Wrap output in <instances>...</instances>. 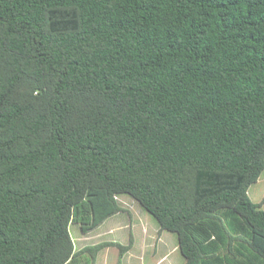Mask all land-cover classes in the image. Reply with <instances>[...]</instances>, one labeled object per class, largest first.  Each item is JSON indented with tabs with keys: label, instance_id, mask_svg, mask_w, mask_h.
<instances>
[{
	"label": "trees",
	"instance_id": "trees-1",
	"mask_svg": "<svg viewBox=\"0 0 264 264\" xmlns=\"http://www.w3.org/2000/svg\"><path fill=\"white\" fill-rule=\"evenodd\" d=\"M263 171L264 0H0V264H66L124 195L184 264H264Z\"/></svg>",
	"mask_w": 264,
	"mask_h": 264
},
{
	"label": "rangeland",
	"instance_id": "rangeland-1",
	"mask_svg": "<svg viewBox=\"0 0 264 264\" xmlns=\"http://www.w3.org/2000/svg\"><path fill=\"white\" fill-rule=\"evenodd\" d=\"M248 197L252 203L260 204L262 203V209L264 210V171L260 175V178L258 181L250 186L248 189ZM118 204L122 208V211L115 215V218L111 219V222H106L104 227H101L99 229L91 231L88 234H83L77 225L71 224L70 225V235L73 240L74 246L79 251L84 246H90L92 244H101V243H111L112 241H118L122 243L124 246L131 245L133 243V239L130 238L131 236L136 235V239L138 238V241L135 240V243H137L139 248V245L141 244L142 247L146 245L145 249V259L153 260L154 252L155 254H158V243L159 238L158 236L161 235V232L159 231V227L156 224V222L153 220V218L148 215L146 212H144L141 207L132 200L130 197L124 195L120 196L118 198ZM119 224L121 226L120 229L117 231H113L112 234L104 235L107 231L108 225H115ZM126 224V226H125ZM134 234V235H133ZM166 236L165 240H163L166 244L169 245L166 246V251L168 252L170 257V262H167L166 264H184V259L180 255L179 251H173V244H177L176 236L172 233L165 232ZM99 235V236H97ZM139 236V237H137ZM118 244V243H117ZM106 248V247H105ZM117 248V247H115ZM112 248L110 249V264H114L115 257H116V251L118 250ZM104 250V249H103ZM138 250V249H136ZM160 250V249H159ZM119 253V251H118ZM143 253V251H142ZM142 256V255H140ZM91 255H87L83 257V261H90ZM107 259V258H106ZM90 263V262H89Z\"/></svg>",
	"mask_w": 264,
	"mask_h": 264
},
{
	"label": "crops",
	"instance_id": "crops-1",
	"mask_svg": "<svg viewBox=\"0 0 264 264\" xmlns=\"http://www.w3.org/2000/svg\"><path fill=\"white\" fill-rule=\"evenodd\" d=\"M115 217L116 216H113V217L107 219L97 229L104 227L106 222L107 223L111 222V219L115 218ZM125 226H126V224H125ZM120 228H121V226L119 224L108 225L107 231H106V233H104V235L110 236V234H112L113 231L115 232ZM94 232H96V229ZM160 232H161V235L158 236V238L160 240L158 243L159 253L158 254H155V252L153 253L155 259H153L152 261L148 260L149 256H148V259H145L144 254H145V249L147 246L144 245L142 247V245L140 244L139 248L136 247L138 245H137V243H135V240L138 241V238L136 239V235L133 234L134 236L130 237L133 239V243L131 245H128L129 250L126 253L122 254V256L118 253L119 250L116 251L117 253H116L114 264H117L118 259L120 260L121 264H166L167 262H170L171 255L168 254V252L166 251V248H165L169 244L168 243L166 244L163 241V240H165L166 236H169V235H166L165 232H162V231H160ZM97 236H99V235H97ZM137 237H139V236H137ZM111 243H118L119 245L124 246L122 243H120L118 241H112ZM96 244H92L90 246H84L79 251L75 247L76 253H79V254H77L76 258L72 259L71 261H68L66 264H110V249L115 248V247L102 248L98 252H96L95 254H93L92 252L87 250L88 247L96 246ZM115 249H117V248H115ZM136 249H138V250H136ZM175 250L178 251V247H177V244L175 245V243H174L173 244V250L170 253H172ZM142 251H143V253H142ZM87 255H91V259L89 261L90 263L88 261H83V257H85ZM140 255H142V256H140ZM184 263H185V261H184ZM171 264H173V263L171 262Z\"/></svg>",
	"mask_w": 264,
	"mask_h": 264
}]
</instances>
